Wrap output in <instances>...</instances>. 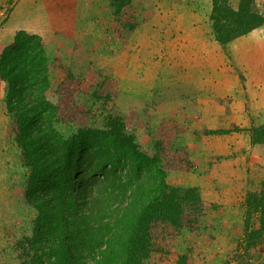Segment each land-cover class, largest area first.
Segmentation results:
<instances>
[{
  "label": "rangeland",
  "instance_id": "obj_1",
  "mask_svg": "<svg viewBox=\"0 0 264 264\" xmlns=\"http://www.w3.org/2000/svg\"><path fill=\"white\" fill-rule=\"evenodd\" d=\"M239 1L225 0L218 7L225 9L219 16L229 18L227 29L254 22L238 15ZM78 3L84 5L73 16L71 28L58 26L54 45L48 52L44 46L51 61L48 99L57 101V86L68 76L75 86L74 104L89 113L84 123L90 127L101 129L110 112L126 116L135 113L141 123L135 138L140 151L148 156L154 153L153 137L162 121L184 126L185 132L174 135L171 142L174 148L187 151L193 168L169 172L165 182L197 189L205 205L197 234L180 231L173 251L188 255L193 264H233L229 256L243 235L244 197L257 191L264 179V143L252 142L264 141L257 132L258 127L264 128V0L243 3L257 22L263 21L246 33L254 31L250 36L243 34L233 40L236 43L246 35L240 50L231 54L226 49L229 43L222 46L214 38L213 0ZM54 32H50L52 36ZM190 34L194 35L192 41L196 38L219 48L221 58L209 87L205 86L209 82L205 71L179 68L178 51L187 44L184 36ZM204 67L206 64L200 68ZM194 82H198L197 86ZM196 93L198 98L193 97ZM0 94L4 101L6 83L2 80ZM101 94L106 95L105 100L97 98ZM209 95H216L212 102ZM190 102H194V107L186 110L187 103L193 104ZM218 106L227 107V116L222 126L218 124L217 129L209 130L207 124L213 120L211 116ZM5 117V135L0 144V264H14L15 253L8 235L13 231L16 238L30 235L37 211L24 203L22 191L28 173L20 165V150L7 130ZM55 127L69 137L75 134L77 126L57 122ZM208 130L214 133L207 134ZM237 145L243 148L233 152ZM257 223L252 215L248 226L254 228ZM257 263H264V257Z\"/></svg>",
  "mask_w": 264,
  "mask_h": 264
},
{
  "label": "trees",
  "instance_id": "obj_2",
  "mask_svg": "<svg viewBox=\"0 0 264 264\" xmlns=\"http://www.w3.org/2000/svg\"><path fill=\"white\" fill-rule=\"evenodd\" d=\"M249 1H239L236 10L254 22L227 29L229 18L219 16L225 9H218L225 0H213L212 31L222 46L261 25L263 20L244 8ZM50 66L43 40L25 31L16 32L0 55L6 127L28 173L22 197L37 211L30 235H8L14 264H193L173 246L180 231L197 234L205 204L197 189L165 182L169 172L193 168L187 151L171 142L185 127L162 121L153 155H144L134 134L141 125L135 113L110 112L101 129L90 127L84 123L89 113L74 104L68 76L57 86V101H50ZM57 122L74 123L75 134L64 137ZM257 132L263 139L264 128ZM243 206V235L229 262L264 264L257 263L264 257V179L245 195ZM252 215L258 223L249 228Z\"/></svg>",
  "mask_w": 264,
  "mask_h": 264
},
{
  "label": "crops",
  "instance_id": "obj_3",
  "mask_svg": "<svg viewBox=\"0 0 264 264\" xmlns=\"http://www.w3.org/2000/svg\"><path fill=\"white\" fill-rule=\"evenodd\" d=\"M78 1L79 0H69L68 2L67 0H0V55L3 49L12 43L15 33L18 31H25L26 33L40 36L44 42L45 49L48 52V49H50V47L55 43L56 35L54 31L58 28V26L63 25V28H71L72 22H75L73 16L75 17V15L80 11L82 5H84L78 3ZM87 6L90 7V4L87 3ZM176 6L180 5L176 4ZM50 32H54V35L52 36V33ZM253 32L254 31L246 35L250 36ZM246 35L238 38L236 43L233 41V43L230 42L227 45L228 47H226V49L229 54H231L230 52H238L240 50L239 48L245 42ZM184 37L186 38L187 44L179 48V68H181V70L192 69L190 71H197L198 69L203 70L209 74V79H206L205 75V79L209 81L205 84V86L209 87L210 85H213L212 74L221 58L219 48L215 47L213 44L211 46L205 45L201 43V41L196 40V38L192 41V37H194L193 34ZM55 52H57V50ZM184 57L186 61H184ZM237 58L242 63H245L243 62L244 60H241L240 56ZM244 58H246L245 54ZM204 64H206L207 67H204V69L200 68L201 66H204ZM189 74L190 73L187 72L188 76ZM197 83L198 82L195 83L196 86ZM194 95V98H198L199 93ZM215 96L216 95L207 96L209 98V102H212ZM194 101L197 100L194 99ZM190 103L193 104L187 103L186 110L190 107H194V102ZM206 112H208V110ZM213 114L214 115L211 116L213 120L207 124L209 130L217 129L216 127L219 126L218 124L222 126V123L227 116V107L218 106L217 112H214ZM238 114L243 115L240 111ZM5 115L3 96L0 94V123L2 124V138L0 140V144H2L5 135ZM229 138L232 140L233 135ZM247 147L248 146L245 144L244 148ZM239 148H243V145L233 147V152L239 151Z\"/></svg>",
  "mask_w": 264,
  "mask_h": 264
}]
</instances>
